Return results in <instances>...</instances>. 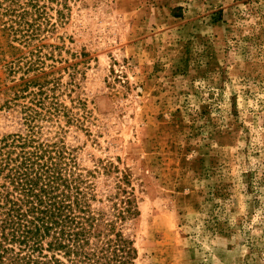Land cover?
I'll use <instances>...</instances> for the list:
<instances>
[{
  "label": "rangeland",
  "instance_id": "obj_1",
  "mask_svg": "<svg viewBox=\"0 0 264 264\" xmlns=\"http://www.w3.org/2000/svg\"><path fill=\"white\" fill-rule=\"evenodd\" d=\"M63 2L0 7V137L47 92L99 198L131 173L139 264H264V0Z\"/></svg>",
  "mask_w": 264,
  "mask_h": 264
},
{
  "label": "trees",
  "instance_id": "obj_2",
  "mask_svg": "<svg viewBox=\"0 0 264 264\" xmlns=\"http://www.w3.org/2000/svg\"><path fill=\"white\" fill-rule=\"evenodd\" d=\"M20 1L0 3L19 25L26 11ZM48 1L63 19V0ZM46 2L27 5L45 20ZM36 106L27 107L24 131L0 137V264H139L131 173L121 171L114 190L99 198L97 171L80 166L55 125L68 112L47 92Z\"/></svg>",
  "mask_w": 264,
  "mask_h": 264
}]
</instances>
